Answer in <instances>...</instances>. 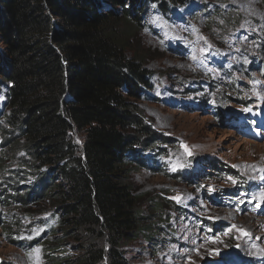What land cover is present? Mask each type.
<instances>
[{"label": "rangeland", "instance_id": "obj_1", "mask_svg": "<svg viewBox=\"0 0 264 264\" xmlns=\"http://www.w3.org/2000/svg\"><path fill=\"white\" fill-rule=\"evenodd\" d=\"M199 5L208 17L153 13L133 38L153 85V99L135 103L169 143L161 166L131 163L129 187L156 227L121 247L127 264H264V5L201 0L190 10ZM17 137L0 129V264H46L52 208L18 203L32 178Z\"/></svg>", "mask_w": 264, "mask_h": 264}, {"label": "trees", "instance_id": "obj_2", "mask_svg": "<svg viewBox=\"0 0 264 264\" xmlns=\"http://www.w3.org/2000/svg\"><path fill=\"white\" fill-rule=\"evenodd\" d=\"M194 2L0 0V129L18 135L12 144L28 156L32 184L18 203L52 208L46 264H127L121 247L153 234L129 174L133 161L161 166L169 138L135 103L153 99V85L131 47L153 13L171 23L177 13L208 17L203 5L190 10ZM154 144L158 152L146 155ZM70 242L75 256L62 254Z\"/></svg>", "mask_w": 264, "mask_h": 264}]
</instances>
